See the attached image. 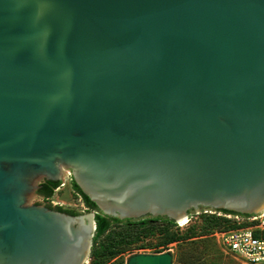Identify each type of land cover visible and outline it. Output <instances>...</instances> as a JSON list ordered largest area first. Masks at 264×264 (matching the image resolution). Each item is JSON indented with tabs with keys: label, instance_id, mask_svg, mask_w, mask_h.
Instances as JSON below:
<instances>
[{
	"label": "water",
	"instance_id": "1",
	"mask_svg": "<svg viewBox=\"0 0 264 264\" xmlns=\"http://www.w3.org/2000/svg\"><path fill=\"white\" fill-rule=\"evenodd\" d=\"M64 168L109 216L262 212L264 0H0V264H87L95 213L31 203Z\"/></svg>",
	"mask_w": 264,
	"mask_h": 264
},
{
	"label": "trees",
	"instance_id": "2",
	"mask_svg": "<svg viewBox=\"0 0 264 264\" xmlns=\"http://www.w3.org/2000/svg\"><path fill=\"white\" fill-rule=\"evenodd\" d=\"M61 180L54 181L45 179L37 193L45 198H50L55 194V189L60 185ZM74 190L80 193L90 210H94L96 220V232L93 238V246L90 254V264H103L104 258L115 256L129 250L132 243H136L144 238L160 235L161 240L158 245H168L172 242L187 240L189 237L201 235L204 232L211 233L229 227H236L238 224L230 219L215 215H205L198 224H193L183 232L174 227V221L164 217L146 216L140 219L120 218L104 214L86 195L80 186L73 180ZM63 212L71 215H78L75 209H64L58 206ZM225 213H236L227 209H222ZM142 248L144 245H138ZM145 247V246H144ZM207 246L190 245L181 253V261L185 264H203V255Z\"/></svg>",
	"mask_w": 264,
	"mask_h": 264
},
{
	"label": "rangeland",
	"instance_id": "3",
	"mask_svg": "<svg viewBox=\"0 0 264 264\" xmlns=\"http://www.w3.org/2000/svg\"><path fill=\"white\" fill-rule=\"evenodd\" d=\"M68 170L72 172L69 168H64L65 178L67 181V186L63 189H61L60 192H55V194L50 198H45L44 196H39L31 203H37L41 205H47L51 208H56L58 206H61L64 209H73L77 208L79 209L80 206L76 207L74 206V203H77V196L74 193V186H73V174H72V180H69L67 173ZM79 212V211H78ZM94 213V210H88L86 212L80 211L79 214H90ZM200 223V221L198 222ZM195 223V224H198ZM193 225V224H192ZM191 226V225H190ZM190 226L180 230L183 232ZM161 240L160 235H156L153 237L144 238L143 240H140L136 243H132L130 245V249L117 254L115 256H110L107 258H104L103 264H128V261L130 258L140 252L144 253H160L167 250L172 249L174 253V264H185L181 261V253L184 249L187 247H190V245H204L207 246L206 253L203 255V264H243L239 259L235 258L233 255L228 253L223 245L220 242L219 237L216 235V232H204L201 235H196L194 237H189L187 240H180L176 242H172L168 245H158V242ZM144 245L142 248H136L139 247L138 245ZM91 258H89L87 264H90Z\"/></svg>",
	"mask_w": 264,
	"mask_h": 264
},
{
	"label": "built area",
	"instance_id": "4",
	"mask_svg": "<svg viewBox=\"0 0 264 264\" xmlns=\"http://www.w3.org/2000/svg\"><path fill=\"white\" fill-rule=\"evenodd\" d=\"M67 176L69 180H72V172L70 170H68ZM66 186L67 181H63L55 189V192H60ZM74 193L77 196V203H74V206H80V208L73 209L79 212L90 210L82 195L76 191ZM205 215L224 217L238 224L236 227L222 228L215 231L228 253L239 259L243 264H264V210L252 216L241 213L211 211L206 207H202L193 212L181 224L174 222V227L182 230L198 223Z\"/></svg>",
	"mask_w": 264,
	"mask_h": 264
},
{
	"label": "bare ground",
	"instance_id": "5",
	"mask_svg": "<svg viewBox=\"0 0 264 264\" xmlns=\"http://www.w3.org/2000/svg\"><path fill=\"white\" fill-rule=\"evenodd\" d=\"M90 219H91V221H92V215L91 214H88L87 215Z\"/></svg>",
	"mask_w": 264,
	"mask_h": 264
},
{
	"label": "flooded vegetation",
	"instance_id": "6",
	"mask_svg": "<svg viewBox=\"0 0 264 264\" xmlns=\"http://www.w3.org/2000/svg\"><path fill=\"white\" fill-rule=\"evenodd\" d=\"M44 181V180H43ZM57 208V207H56Z\"/></svg>",
	"mask_w": 264,
	"mask_h": 264
}]
</instances>
